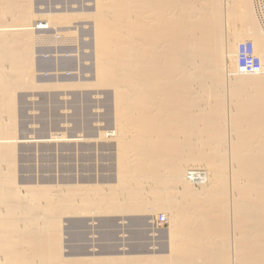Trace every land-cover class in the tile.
<instances>
[{
    "label": "bare ground",
    "instance_id": "6f19581e",
    "mask_svg": "<svg viewBox=\"0 0 264 264\" xmlns=\"http://www.w3.org/2000/svg\"><path fill=\"white\" fill-rule=\"evenodd\" d=\"M32 1L0 0V264H264V14L255 0H95L92 13H39ZM81 16L93 21L94 75L77 85L112 90L114 129L99 137L114 143L116 182L39 185L16 175V92L76 85L38 83L32 50L45 29ZM244 41L257 74L235 69ZM78 204L163 211L164 225L159 215L144 225L157 257L105 241L106 251L68 258L58 213Z\"/></svg>",
    "mask_w": 264,
    "mask_h": 264
},
{
    "label": "rangeland",
    "instance_id": "374dc122",
    "mask_svg": "<svg viewBox=\"0 0 264 264\" xmlns=\"http://www.w3.org/2000/svg\"><path fill=\"white\" fill-rule=\"evenodd\" d=\"M94 3L95 0L32 1L33 9H39V13H67L65 10L68 13H92ZM76 18L45 29L43 33L49 37L35 42L32 50L34 66L40 67L35 66L33 70L35 79H41L38 83L69 82L76 85L65 89L62 86L35 87L16 92L17 136L23 139L17 143L16 175L20 179L38 181L39 185L65 188L71 185L106 186L116 182L114 143L99 137L100 132L114 129L113 93L109 88L77 85L93 80L94 34L91 17ZM227 76L226 83L230 77ZM63 135L68 136V141ZM80 207L78 204V212L75 209L68 214L58 213V217H62L58 218L61 220L59 226H63L61 230L59 228L63 234H60L63 238L60 239L61 250L65 243L73 252L88 251L93 245L106 250L104 243L109 241L112 248L107 250L127 248L126 251L136 252L147 248L151 252L147 257H157V250H148L155 239L150 237L148 225H144L163 211L153 215L152 209L147 208L141 214H122ZM61 253L63 256L67 252ZM68 258H72L71 255Z\"/></svg>",
    "mask_w": 264,
    "mask_h": 264
},
{
    "label": "built area",
    "instance_id": "2783aa9c",
    "mask_svg": "<svg viewBox=\"0 0 264 264\" xmlns=\"http://www.w3.org/2000/svg\"><path fill=\"white\" fill-rule=\"evenodd\" d=\"M258 10L264 14V0H255ZM264 19V17H263ZM264 24V22H263ZM236 71L243 74H257L261 71V62L259 57L254 52V47L251 41L240 42L236 49ZM166 223V218L159 215L155 219L157 226H162Z\"/></svg>",
    "mask_w": 264,
    "mask_h": 264
},
{
    "label": "crops",
    "instance_id": "0c3cea01",
    "mask_svg": "<svg viewBox=\"0 0 264 264\" xmlns=\"http://www.w3.org/2000/svg\"><path fill=\"white\" fill-rule=\"evenodd\" d=\"M71 250H72V249H70L69 253L71 254V257H72V258H77V257L79 258V254H80V253H86V252H88V251H79V252H80V253H79L78 251H76V252L74 253V252L71 251ZM103 250H105V249H103ZM105 251H106V250H105ZM130 252H131V251H130ZM77 253H78V254H77ZM72 255H73V256H72ZM132 255L135 256L133 253H131V254H129V255L127 254V258H126V257H125V258L128 259V258H129L128 256L131 257ZM125 256H126V255H125ZM133 256H132V257H133ZM136 257H137V256H135V259H136ZM102 258H103V257H102ZM99 259H101V257H100ZM134 261H135V260H134Z\"/></svg>",
    "mask_w": 264,
    "mask_h": 264
}]
</instances>
